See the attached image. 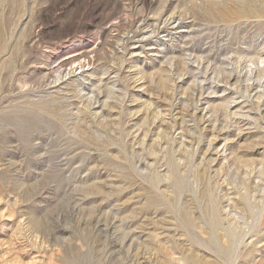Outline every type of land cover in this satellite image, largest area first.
Segmentation results:
<instances>
[{"label":"rangeland","instance_id":"1","mask_svg":"<svg viewBox=\"0 0 264 264\" xmlns=\"http://www.w3.org/2000/svg\"><path fill=\"white\" fill-rule=\"evenodd\" d=\"M0 264H264V0H0Z\"/></svg>","mask_w":264,"mask_h":264},{"label":"bare ground","instance_id":"2","mask_svg":"<svg viewBox=\"0 0 264 264\" xmlns=\"http://www.w3.org/2000/svg\"><path fill=\"white\" fill-rule=\"evenodd\" d=\"M75 58V57H74ZM76 61V60H75ZM80 66V65H79ZM81 68V67H80ZM236 244V243H235ZM246 249V248H245ZM249 255V254H248ZM250 256V255H249Z\"/></svg>","mask_w":264,"mask_h":264}]
</instances>
